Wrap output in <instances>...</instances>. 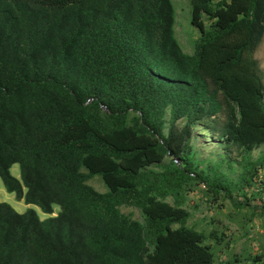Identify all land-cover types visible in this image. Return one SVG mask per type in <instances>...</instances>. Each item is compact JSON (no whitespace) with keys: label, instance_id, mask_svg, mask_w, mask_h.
Wrapping results in <instances>:
<instances>
[{"label":"trees","instance_id":"1","mask_svg":"<svg viewBox=\"0 0 264 264\" xmlns=\"http://www.w3.org/2000/svg\"><path fill=\"white\" fill-rule=\"evenodd\" d=\"M189 4L191 54L172 0H0V180L50 215L0 201V264H215L205 240L228 247L185 223L195 181L229 195L189 143L197 125L223 140L241 190L264 166L251 154L264 143V0Z\"/></svg>","mask_w":264,"mask_h":264},{"label":"rangeland","instance_id":"2","mask_svg":"<svg viewBox=\"0 0 264 264\" xmlns=\"http://www.w3.org/2000/svg\"><path fill=\"white\" fill-rule=\"evenodd\" d=\"M172 3L175 9V36L182 50L191 54L194 51V41L199 33L189 22V0H172ZM255 57L264 70V39L256 50ZM223 145V140L211 137L197 125L189 143L190 155L199 164L196 171L203 170L208 175V179L212 175V170L220 171L225 175V180L229 181L227 186L229 195L221 190L214 197L212 190L208 189L205 184L206 180L195 181V185L185 197L184 207L190 212L185 223L205 233L216 229L226 235V240L229 242L228 247L215 245L212 239L205 240L214 252L215 264L226 262L229 264H264V261H253L255 256L264 251V166L259 169L253 184L245 185L241 190L243 182L239 181L241 171L238 164L239 157L226 153ZM251 154L252 159L264 157V143L254 149ZM151 168L159 170L158 166H151ZM9 170L13 177L20 179L18 164H13ZM89 184L100 192L106 190L98 176L92 178ZM0 201L10 204L19 213L33 209L40 219L50 216L43 213L36 205L16 200L13 193L5 190L1 180ZM121 210L132 214L134 218L141 219L137 209L121 207ZM58 211L59 207L54 205L52 215Z\"/></svg>","mask_w":264,"mask_h":264}]
</instances>
